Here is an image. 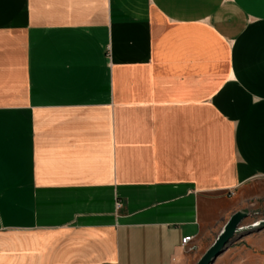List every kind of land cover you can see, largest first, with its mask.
Wrapping results in <instances>:
<instances>
[{"label":"crops","instance_id":"obj_1","mask_svg":"<svg viewBox=\"0 0 264 264\" xmlns=\"http://www.w3.org/2000/svg\"><path fill=\"white\" fill-rule=\"evenodd\" d=\"M257 51L264 0H0V264H195L263 216Z\"/></svg>","mask_w":264,"mask_h":264},{"label":"water","instance_id":"obj_2","mask_svg":"<svg viewBox=\"0 0 264 264\" xmlns=\"http://www.w3.org/2000/svg\"><path fill=\"white\" fill-rule=\"evenodd\" d=\"M248 214L242 211H237L231 215L226 222L224 228L216 237L212 245L203 253L195 264H212L214 260L225 250L230 240L236 235L238 227L247 218ZM264 228V221L260 223V227L256 230ZM251 232V231H245ZM241 232V233H245Z\"/></svg>","mask_w":264,"mask_h":264},{"label":"built area","instance_id":"obj_3","mask_svg":"<svg viewBox=\"0 0 264 264\" xmlns=\"http://www.w3.org/2000/svg\"><path fill=\"white\" fill-rule=\"evenodd\" d=\"M120 204H116V208L118 209ZM264 221V220H262ZM262 221H258L249 225H241L237 229V233L245 232V231H253L260 227V223ZM193 237L192 236H185L181 239V246L189 253H193L196 250V246L192 244Z\"/></svg>","mask_w":264,"mask_h":264},{"label":"rangeland","instance_id":"obj_4","mask_svg":"<svg viewBox=\"0 0 264 264\" xmlns=\"http://www.w3.org/2000/svg\"><path fill=\"white\" fill-rule=\"evenodd\" d=\"M254 54H256V58L254 60H252V61L254 63L257 62V63H262V65H264V51L263 52H258L257 51L256 53H250V55H253V56H254ZM246 55H249V53H246ZM247 62L248 61H246V63ZM262 70L264 71V67H262ZM249 219H251V221L248 224H245V225H249V224H252V223H255V222L264 220V215L263 216H260L258 214V212H254V214L250 215ZM253 231H255V230H253Z\"/></svg>","mask_w":264,"mask_h":264}]
</instances>
